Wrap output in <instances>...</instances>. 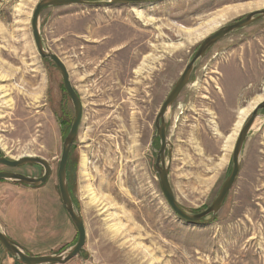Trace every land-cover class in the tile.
Returning a JSON list of instances; mask_svg holds the SVG:
<instances>
[{"label": "rangeland", "instance_id": "1", "mask_svg": "<svg viewBox=\"0 0 264 264\" xmlns=\"http://www.w3.org/2000/svg\"><path fill=\"white\" fill-rule=\"evenodd\" d=\"M39 1L0 0V154L41 157L53 169L41 188L0 183V226L33 256L77 241L57 180L74 108L60 71L33 40ZM263 8L264 0H172L42 12L45 46L66 66L84 108L68 178L87 241L68 264H264V118L249 134L239 178L208 226L186 224L169 208L154 169L160 143L153 141L160 107L200 43ZM208 56L212 63L197 68L166 115L169 181L191 214L213 202L230 174L241 111L247 119L264 100V18ZM0 170L41 173L37 166ZM0 264L22 263L0 244Z\"/></svg>", "mask_w": 264, "mask_h": 264}, {"label": "water", "instance_id": "2", "mask_svg": "<svg viewBox=\"0 0 264 264\" xmlns=\"http://www.w3.org/2000/svg\"><path fill=\"white\" fill-rule=\"evenodd\" d=\"M167 1L172 0H40L36 5L31 19V29L35 46L41 58L51 61L60 71L64 90L69 96L74 108L73 122L67 135L64 138L62 145L61 159L57 170V180L63 207L77 231V241L70 248L63 250L57 254L33 256L29 255L21 245L13 241L0 226V244L14 260L19 261L22 264H68L82 253L87 241L84 220L77 205L72 199L68 182V163L70 154L78 139L80 126L83 121L84 108L78 91L71 83L70 75L66 66L55 53L51 52L45 46L39 26L42 12L48 8L53 7L89 6L94 8H104L113 6L149 5ZM263 18L264 8L251 12L243 18L235 20L228 25L223 26L222 28L218 29L216 32L205 38L200 43V45L194 52V55L187 63L185 69L166 97L157 114L155 120L156 134L153 137V141L155 139L159 140L160 149L156 153V162L154 169L161 193L166 200L169 208L180 221L186 224L192 226H208L216 221L218 214L224 207L229 193L234 188L239 178L242 167L241 157L248 136L253 130L256 122L259 119L264 118V115H262V113L264 112V100L259 102L254 107L250 116L244 121L241 129L238 132L232 151L231 171L228 177L223 182L217 196L215 197L213 202L206 207L205 210L196 214L188 213L179 205L169 181V170L172 159L173 145L168 141L167 137L166 115L168 111L174 106L184 88L187 86L190 78L195 73L199 63L204 58V56L223 39L229 37L239 30L252 26L254 23ZM166 154L168 157L167 163ZM0 165L12 169L21 168L27 165H36L42 167L43 175L41 177L28 176L21 173L9 171L0 172V182L9 181L32 188H40L46 185L50 180L53 172L51 164L46 159L31 155H25L15 160L0 156Z\"/></svg>", "mask_w": 264, "mask_h": 264}, {"label": "flooded vegetation", "instance_id": "3", "mask_svg": "<svg viewBox=\"0 0 264 264\" xmlns=\"http://www.w3.org/2000/svg\"><path fill=\"white\" fill-rule=\"evenodd\" d=\"M221 42V41H220ZM213 49V48H212ZM211 49V50H212ZM211 50L209 51V52H211ZM209 52L204 56V58L201 60V62L199 63V65H198V69H200V68H203V67H207L208 65H209V63H212V60L215 58V57H210V56H208V54H209ZM198 69H196V71H195V73L197 72V70ZM194 73V74H195ZM194 74L192 75V77L190 78V80H189V82H188V84H187V86L185 87V88H187L190 84H193V80H194ZM178 80V79H177ZM177 80L175 81V84H176V82H177ZM174 84V85H175ZM174 87V86H173ZM185 88H184V90H185ZM184 90L182 91V93L180 94V96H179V98L177 99V101L175 102V104H174V106L176 105L177 106V104L179 103V99L181 98V96H182V94H183V92H184ZM168 96V95H167ZM186 97L185 96H183V99L182 100H184ZM165 101V100H164ZM164 103V102H163ZM168 128H169V126L167 125V131H168ZM158 139H156V141H157ZM158 142H159V140H158ZM0 156H3V155H1L0 154ZM9 159H11V158H9ZM11 160H15V159H11ZM0 166H2V165H0ZM27 166H36V165H27ZM68 166H69V163H68ZM2 167H4V166H2ZM23 167H26V166H23ZM23 167H21V168H23ZM37 167H40V166H37ZM5 168H7V167H5ZM41 168V173L38 175V176H36V177H41L42 175H43V168L42 167H40ZM7 169H10V170H16V169H12V168H7ZM17 169H20V168H17ZM0 172H3V170H0ZM9 172H13V171H9ZM22 174H24V175H28V176H33L32 174H29V173H27V172H24V173H22ZM0 183H2V182H0ZM20 185V184H19ZM20 186H22V187H24V188H32V187H28V186H24V185H20ZM41 188V187H40ZM35 189H37V188H35Z\"/></svg>", "mask_w": 264, "mask_h": 264}, {"label": "trees", "instance_id": "4", "mask_svg": "<svg viewBox=\"0 0 264 264\" xmlns=\"http://www.w3.org/2000/svg\"><path fill=\"white\" fill-rule=\"evenodd\" d=\"M62 127L63 128H67V124L65 122L62 123ZM70 129V128H69ZM69 131V130H68ZM69 175V172H68ZM69 177V176H68ZM68 182H69V190L72 196L73 201L75 202V204L78 206L79 202L77 201L76 197H75V193H74V188L72 186V183L70 182V179L68 178Z\"/></svg>", "mask_w": 264, "mask_h": 264}, {"label": "bare ground", "instance_id": "5", "mask_svg": "<svg viewBox=\"0 0 264 264\" xmlns=\"http://www.w3.org/2000/svg\"><path fill=\"white\" fill-rule=\"evenodd\" d=\"M208 31V30H207ZM251 107H255V105L253 106H251ZM252 108V109H253ZM248 114L249 113H244V111H241V113H240V116H239V121L237 122V125H236V130L237 129H239V127H241V125L243 124V122L246 120L245 118H246V116H248ZM236 132H238V130L236 131ZM118 237V236H117ZM108 240V239H107ZM113 244V243H112Z\"/></svg>", "mask_w": 264, "mask_h": 264}]
</instances>
